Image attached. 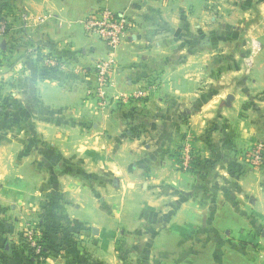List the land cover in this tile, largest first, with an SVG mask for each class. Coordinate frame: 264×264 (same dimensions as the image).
Masks as SVG:
<instances>
[{
  "label": "crops",
  "instance_id": "1",
  "mask_svg": "<svg viewBox=\"0 0 264 264\" xmlns=\"http://www.w3.org/2000/svg\"><path fill=\"white\" fill-rule=\"evenodd\" d=\"M98 7L135 24L109 95L149 89L110 109L92 95L108 48L83 25ZM0 12L3 264H29L34 222L53 245L39 264H264V164L247 158L264 145V0H0ZM46 56L65 68L44 70ZM188 134L195 172L175 156Z\"/></svg>",
  "mask_w": 264,
  "mask_h": 264
},
{
  "label": "built area",
  "instance_id": "2",
  "mask_svg": "<svg viewBox=\"0 0 264 264\" xmlns=\"http://www.w3.org/2000/svg\"><path fill=\"white\" fill-rule=\"evenodd\" d=\"M138 1L145 2L148 0ZM49 17V15L44 16L40 18L39 21L43 22ZM8 24V21L0 23V35L6 33ZM83 25L88 35H96L108 48L107 55L99 59L95 64L96 84L92 95L100 108L110 109L117 101L128 103L131 100L147 97L148 88H142L132 96L113 97L109 95L112 75L116 68L114 50L120 46L127 33L135 27L134 21L129 16L118 14L108 7H98L84 18ZM42 63L45 67L50 69L61 70L65 68L64 62L59 60L58 56H46L42 59ZM194 143V138L190 134L185 135V139L181 143V148L179 150V165L184 171L190 172L193 158L197 155ZM247 158L254 166H262L264 164V145L261 142L255 144L247 153ZM36 226L37 224L35 222L27 224L24 233L31 246L35 248L37 253H40L41 246L37 243L38 234L35 230Z\"/></svg>",
  "mask_w": 264,
  "mask_h": 264
},
{
  "label": "trees",
  "instance_id": "3",
  "mask_svg": "<svg viewBox=\"0 0 264 264\" xmlns=\"http://www.w3.org/2000/svg\"><path fill=\"white\" fill-rule=\"evenodd\" d=\"M7 21L4 13L0 12V23ZM10 25L8 24V28L6 30H9ZM44 70H50V68L47 67H43ZM0 111L3 110L6 107V99L3 98V96L0 94ZM182 140V139H181ZM181 143L179 144V146L176 148L175 150V156L177 158V160L179 161L180 159V155H179V150L181 148ZM201 160L198 156V152L197 155L193 158V162H192V166L190 168V172H195L197 167L200 165ZM37 226L35 228V230L37 231V243L41 246V251L40 253H37L35 251V248L31 246L30 242L27 240V237L25 236V233L23 231L22 235H21V245H22V249H23V254H24V258L26 259V261L29 264H39L42 260H45L46 257H48L53 250V245L50 243L49 240H47V237L44 235L45 233H43V228L41 226L40 223H36ZM0 264H3L2 261H0Z\"/></svg>",
  "mask_w": 264,
  "mask_h": 264
},
{
  "label": "rangeland",
  "instance_id": "4",
  "mask_svg": "<svg viewBox=\"0 0 264 264\" xmlns=\"http://www.w3.org/2000/svg\"><path fill=\"white\" fill-rule=\"evenodd\" d=\"M228 1H232V2H237L238 1V3H240V4H246V2L248 3V0H228ZM230 7V6H229ZM229 10V9H228ZM6 34V33H5ZM93 36H96V35H93ZM97 37V36H96ZM99 38V37H98Z\"/></svg>",
  "mask_w": 264,
  "mask_h": 264
},
{
  "label": "water",
  "instance_id": "5",
  "mask_svg": "<svg viewBox=\"0 0 264 264\" xmlns=\"http://www.w3.org/2000/svg\"><path fill=\"white\" fill-rule=\"evenodd\" d=\"M231 99H232V96L229 95V96L227 97V100L230 101ZM227 105H228V102H227Z\"/></svg>",
  "mask_w": 264,
  "mask_h": 264
}]
</instances>
